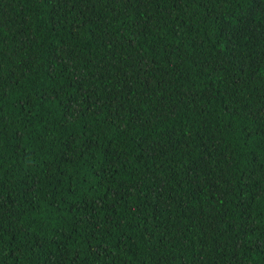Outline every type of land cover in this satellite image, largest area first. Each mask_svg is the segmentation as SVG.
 <instances>
[{
	"label": "trees",
	"instance_id": "1",
	"mask_svg": "<svg viewBox=\"0 0 264 264\" xmlns=\"http://www.w3.org/2000/svg\"><path fill=\"white\" fill-rule=\"evenodd\" d=\"M0 264H264V0H0Z\"/></svg>",
	"mask_w": 264,
	"mask_h": 264
}]
</instances>
